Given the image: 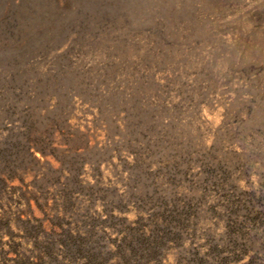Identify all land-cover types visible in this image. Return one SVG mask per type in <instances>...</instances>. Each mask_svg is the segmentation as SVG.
<instances>
[{
  "label": "rangeland",
  "instance_id": "374dc122",
  "mask_svg": "<svg viewBox=\"0 0 264 264\" xmlns=\"http://www.w3.org/2000/svg\"><path fill=\"white\" fill-rule=\"evenodd\" d=\"M0 264H264V0H0Z\"/></svg>",
  "mask_w": 264,
  "mask_h": 264
}]
</instances>
